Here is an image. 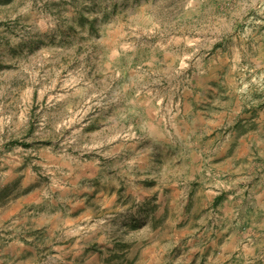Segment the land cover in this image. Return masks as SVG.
I'll list each match as a JSON object with an SVG mask.
<instances>
[{"label":"rangeland","instance_id":"obj_1","mask_svg":"<svg viewBox=\"0 0 264 264\" xmlns=\"http://www.w3.org/2000/svg\"><path fill=\"white\" fill-rule=\"evenodd\" d=\"M0 264H264V0H0Z\"/></svg>","mask_w":264,"mask_h":264},{"label":"crops","instance_id":"obj_2","mask_svg":"<svg viewBox=\"0 0 264 264\" xmlns=\"http://www.w3.org/2000/svg\"><path fill=\"white\" fill-rule=\"evenodd\" d=\"M243 172H240V174H239V177H237V181H236V183H250V182H252V181H256L258 178H259V174H258V172L254 175V174H252L251 172H247V171H245V170H242ZM245 171V172H244ZM250 176H253V177H250ZM260 180V179H259ZM258 180V181H259ZM257 181V182H258ZM243 186H245V185H243ZM239 188H241V187H239ZM241 208H243V209H247V208H249V205H248V198H247V200H246V202L242 205V207Z\"/></svg>","mask_w":264,"mask_h":264}]
</instances>
